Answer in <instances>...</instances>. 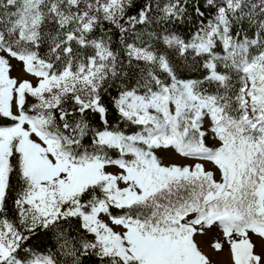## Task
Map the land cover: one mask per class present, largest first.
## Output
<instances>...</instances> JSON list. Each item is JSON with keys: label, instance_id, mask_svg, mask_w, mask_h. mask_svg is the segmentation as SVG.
I'll list each match as a JSON object with an SVG mask.
<instances>
[{"label": "snow or ice", "instance_id": "1", "mask_svg": "<svg viewBox=\"0 0 264 264\" xmlns=\"http://www.w3.org/2000/svg\"><path fill=\"white\" fill-rule=\"evenodd\" d=\"M214 227L264 264V0H0V264H211Z\"/></svg>", "mask_w": 264, "mask_h": 264}, {"label": "rangeland", "instance_id": "2", "mask_svg": "<svg viewBox=\"0 0 264 264\" xmlns=\"http://www.w3.org/2000/svg\"><path fill=\"white\" fill-rule=\"evenodd\" d=\"M18 70L12 73L13 76L17 75ZM164 160V163H183L184 158L180 157L179 155L175 154L174 151L170 153H158ZM210 166V165H209ZM221 238L219 235V230L215 227L209 230L205 235H200L197 237L199 242V246L209 258L211 264H232V259L229 251V246L224 244L223 249L221 251H216L212 244L218 239ZM255 243V251L260 252L261 246L260 241L254 238ZM229 258V259H228ZM229 260V261H228Z\"/></svg>", "mask_w": 264, "mask_h": 264}, {"label": "trees", "instance_id": "3", "mask_svg": "<svg viewBox=\"0 0 264 264\" xmlns=\"http://www.w3.org/2000/svg\"><path fill=\"white\" fill-rule=\"evenodd\" d=\"M191 27H192L191 25H188V28H189V29H190ZM33 243L36 244V243H38V242H37V241H33ZM54 243H55V238H54V237H52L51 239H47V238H45V239L43 240V243H41V244L39 245L40 250L43 251V250H45L46 246H51V245H53Z\"/></svg>", "mask_w": 264, "mask_h": 264}, {"label": "bare ground", "instance_id": "4", "mask_svg": "<svg viewBox=\"0 0 264 264\" xmlns=\"http://www.w3.org/2000/svg\"><path fill=\"white\" fill-rule=\"evenodd\" d=\"M229 259V258H228ZM229 261V260H228ZM232 263V262H231Z\"/></svg>", "mask_w": 264, "mask_h": 264}]
</instances>
